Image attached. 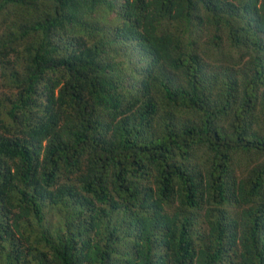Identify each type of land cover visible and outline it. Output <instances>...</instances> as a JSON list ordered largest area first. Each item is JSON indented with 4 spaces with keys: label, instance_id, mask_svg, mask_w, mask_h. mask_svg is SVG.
Segmentation results:
<instances>
[{
    "label": "trees",
    "instance_id": "obj_1",
    "mask_svg": "<svg viewBox=\"0 0 264 264\" xmlns=\"http://www.w3.org/2000/svg\"><path fill=\"white\" fill-rule=\"evenodd\" d=\"M0 264H264V0H0Z\"/></svg>",
    "mask_w": 264,
    "mask_h": 264
}]
</instances>
